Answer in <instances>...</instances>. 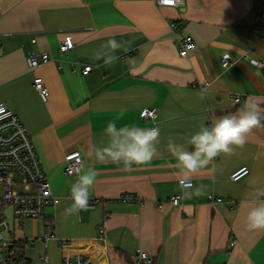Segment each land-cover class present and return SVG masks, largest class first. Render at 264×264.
Masks as SVG:
<instances>
[{
    "label": "crops",
    "instance_id": "0c3cea01",
    "mask_svg": "<svg viewBox=\"0 0 264 264\" xmlns=\"http://www.w3.org/2000/svg\"><path fill=\"white\" fill-rule=\"evenodd\" d=\"M262 1L185 0L170 7L156 0H0V103L24 123L59 198L43 218L16 227L19 238L38 240L27 246L25 259L43 264L46 252L48 264H62L64 255L81 253L96 264H133L145 251L154 264H264V230L245 225V201L254 187L264 186V65L252 62L264 63ZM66 35L75 48L62 53ZM181 36L197 44L186 57ZM109 39L130 43L106 67L93 57ZM42 52L50 61L30 70L27 57ZM225 53L228 68L221 62ZM36 77L48 87V101L34 88ZM235 96L241 97L237 103ZM248 97L260 102L261 125L234 155L217 156L191 177L192 185L207 186L204 195L184 198L169 140L187 145L202 125L237 113ZM147 107L158 108L160 130L159 154L149 165L126 170L88 155L107 145L110 122L153 127L141 116ZM73 150L82 153V171L94 170L96 177L90 210L65 219L77 178L66 173L65 156ZM242 166L249 175L232 181ZM124 194L133 201H121ZM211 194L223 202L211 203ZM172 196L180 205L171 204ZM49 229L57 238L45 249L40 238Z\"/></svg>",
    "mask_w": 264,
    "mask_h": 264
},
{
    "label": "built area",
    "instance_id": "2783aa9c",
    "mask_svg": "<svg viewBox=\"0 0 264 264\" xmlns=\"http://www.w3.org/2000/svg\"><path fill=\"white\" fill-rule=\"evenodd\" d=\"M185 0H172L170 4L156 0L160 6L179 7ZM259 20L264 24V9ZM171 28L174 32L179 31L175 21H171ZM180 52L183 57L196 50L197 44L191 36H181L178 38ZM75 48V41L72 35H66L60 45V51L67 53ZM27 65L30 70L50 61V55L42 52L28 56ZM222 66L228 68L231 65V57L225 53L221 59ZM258 66H263V61L252 59ZM92 66H86L84 73L88 74ZM34 88L39 93L43 101H48L50 91L45 85L42 77H36L33 81ZM208 83L206 84V86ZM240 96H235V102L240 101ZM144 119L152 120L153 127L158 128L156 119L158 108L147 107L141 111ZM66 173L75 176L82 172L84 160L79 150H73L66 154ZM250 173L248 166H242L235 170L230 179L234 182L241 181ZM182 181V180H181ZM180 181V182H181ZM188 183L193 184L191 181ZM210 202L218 204L223 202V198L211 194ZM123 202L133 201V197L124 194L120 198ZM59 198L53 194L51 183L43 168L40 155L35 143L27 131L19 115L6 103H0V264H23L25 259V249L27 246L35 244L37 239L19 238L16 227H23L26 220L40 219L44 217L45 209L52 203H58ZM171 204L180 205V197L172 196ZM235 203V201H232ZM55 233L49 229L40 238L44 248L48 249L51 240L56 239ZM236 243V241H234ZM24 260V261H23ZM43 264L50 261L49 255L44 252L40 255ZM153 258L145 251H139L135 264H152ZM62 264H96L87 255L76 253L67 254L62 258Z\"/></svg>",
    "mask_w": 264,
    "mask_h": 264
},
{
    "label": "clouds",
    "instance_id": "9594fccd",
    "mask_svg": "<svg viewBox=\"0 0 264 264\" xmlns=\"http://www.w3.org/2000/svg\"><path fill=\"white\" fill-rule=\"evenodd\" d=\"M171 2L172 0H162L165 4ZM129 43L109 39L106 44L101 45V50L94 54L93 59L103 60L106 67L111 66L119 59L115 53ZM261 113L259 100L248 97L237 113L223 115L209 125H202L189 137L187 145L169 140L167 149L176 159V166L183 176L181 190L184 198L190 199L194 195L205 194L206 185L195 186L188 181L194 174L211 165L217 156L221 154L232 156L237 149H242L247 143L248 135L261 125ZM105 135L108 137L107 145L94 146L88 153L100 163L123 164L128 170L133 165H149L159 154L156 147L160 136L159 128L139 126L117 128L115 122H110ZM95 177L94 170L77 174V178L70 185L71 204L64 209L65 219L90 210V191L94 186ZM245 203L249 205L245 218L246 228L264 230V186L254 187Z\"/></svg>",
    "mask_w": 264,
    "mask_h": 264
},
{
    "label": "trees",
    "instance_id": "16d2710c",
    "mask_svg": "<svg viewBox=\"0 0 264 264\" xmlns=\"http://www.w3.org/2000/svg\"><path fill=\"white\" fill-rule=\"evenodd\" d=\"M261 5L264 6V0L262 1V4H261ZM262 8H263V7H262ZM262 10H263V9H262ZM262 10H261V12H262ZM261 12H260V14H261ZM23 261H24V260H23ZM135 261H136V260L133 261V264H135ZM23 264H32V263H31V261H28V260L26 259V260L24 261ZM152 264H154V261H153Z\"/></svg>",
    "mask_w": 264,
    "mask_h": 264
},
{
    "label": "rangeland",
    "instance_id": "374dc122",
    "mask_svg": "<svg viewBox=\"0 0 264 264\" xmlns=\"http://www.w3.org/2000/svg\"><path fill=\"white\" fill-rule=\"evenodd\" d=\"M36 261V260H35Z\"/></svg>",
    "mask_w": 264,
    "mask_h": 264
}]
</instances>
